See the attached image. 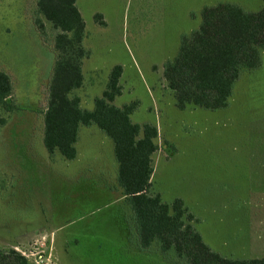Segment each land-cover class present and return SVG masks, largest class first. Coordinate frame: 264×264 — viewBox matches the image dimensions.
I'll return each mask as SVG.
<instances>
[{"label": "rangeland", "instance_id": "rangeland-1", "mask_svg": "<svg viewBox=\"0 0 264 264\" xmlns=\"http://www.w3.org/2000/svg\"><path fill=\"white\" fill-rule=\"evenodd\" d=\"M37 2L0 0V71L14 87V110L0 106V250L21 254L37 244L54 264H178L172 252L137 248L105 132L82 126L75 160L45 148L56 32ZM220 3L257 12L264 0H81L91 56L75 93L92 111L121 66L114 104L136 103L133 123L159 131L152 192L167 204L181 199L203 241L222 257L264 259V51L260 67L241 74L226 109L179 110L164 78L182 38L200 28L203 9Z\"/></svg>", "mask_w": 264, "mask_h": 264}, {"label": "trees", "instance_id": "trees-1", "mask_svg": "<svg viewBox=\"0 0 264 264\" xmlns=\"http://www.w3.org/2000/svg\"><path fill=\"white\" fill-rule=\"evenodd\" d=\"M37 9L56 32V60L44 112L43 141L48 153L58 151L65 159L75 160L80 128L98 126L114 143L117 181L132 210L128 228L138 249L164 255L172 252L178 264H264V259L222 257L203 241L194 227V216L181 199L167 204L159 194L152 193L159 131L149 123H133L136 103L122 107L114 104L122 95L123 68L112 69L106 90L94 101V109H82L75 91L83 87V64L91 52L84 44L86 24L77 0H38ZM95 20L104 24L99 14ZM37 24L44 26L40 19ZM262 51L264 5L257 12L230 3L204 8L200 28L182 38L178 55L164 67V78L177 108L226 109L241 74L260 67ZM13 91L11 76L0 71V106L4 110H14L10 101ZM0 264L30 263L10 249L0 250Z\"/></svg>", "mask_w": 264, "mask_h": 264}, {"label": "built area", "instance_id": "built-area-1", "mask_svg": "<svg viewBox=\"0 0 264 264\" xmlns=\"http://www.w3.org/2000/svg\"><path fill=\"white\" fill-rule=\"evenodd\" d=\"M21 255L25 257L30 264H54L51 261V251H49V253H46L45 250L39 247L37 244H35L28 251H22Z\"/></svg>", "mask_w": 264, "mask_h": 264}, {"label": "crops", "instance_id": "crops-1", "mask_svg": "<svg viewBox=\"0 0 264 264\" xmlns=\"http://www.w3.org/2000/svg\"><path fill=\"white\" fill-rule=\"evenodd\" d=\"M87 1H89L90 2V0H87ZM92 2H93V0H91ZM81 0H77V8L79 9V11H80V13H81V15H82V17H83V19H84V15H83V10H82V8H81ZM237 5V4H236ZM94 15H97V14H99V15H101L102 16V12H95V13H93ZM95 17V16H94ZM85 44V43H84ZM86 47V46H85ZM87 48V47H86ZM91 52V51H90ZM83 67H84V65H83ZM80 133V132H79ZM42 139H43V134H42ZM78 141H79V137H78ZM78 143V142H77ZM77 145V144H76ZM152 191V190H151ZM153 193V192H152ZM153 194H155V193H153ZM123 198H125L124 196H123Z\"/></svg>", "mask_w": 264, "mask_h": 264}]
</instances>
